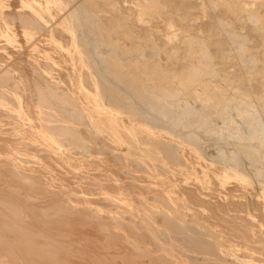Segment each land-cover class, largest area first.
<instances>
[{
	"label": "bare ground",
	"instance_id": "bare-ground-1",
	"mask_svg": "<svg viewBox=\"0 0 264 264\" xmlns=\"http://www.w3.org/2000/svg\"><path fill=\"white\" fill-rule=\"evenodd\" d=\"M17 1L0 264H264V0Z\"/></svg>",
	"mask_w": 264,
	"mask_h": 264
},
{
	"label": "rangeland",
	"instance_id": "rangeland-1",
	"mask_svg": "<svg viewBox=\"0 0 264 264\" xmlns=\"http://www.w3.org/2000/svg\"><path fill=\"white\" fill-rule=\"evenodd\" d=\"M198 1H199V0H198ZM13 2H14V3H13ZM10 3H11V5H12L11 8L19 5L17 0H15V1H14V0H10ZM12 3H13V4H12ZM129 4H130V3H129ZM13 5H14V6H13ZM18 37H19V38H18V43H19V45L22 46V48H25L26 44H25V42H24V40H23V37L21 38L20 35H19ZM1 39H2V41H1ZM3 40H4L3 37L0 36V47H2V48H3V47H6L8 51H13V50L17 49V48H14L13 45H11V44H7V42H6L5 40H4V41H3ZM20 40H21L23 43L20 42ZM4 42H5V43H4ZM3 43H4V44H3ZM1 44H2V45H1ZM44 44H45V43H39V45H40L39 48H40V49H43V48H42V45H43V47H45ZM5 45H6V46H5ZM8 45H10L11 47H9ZM17 45H18V44H17ZM12 48H13V49H12ZM258 187H259V186H258L257 184H255L252 188H254V189H253L254 191H255V190L257 191V190L259 189Z\"/></svg>",
	"mask_w": 264,
	"mask_h": 264
}]
</instances>
